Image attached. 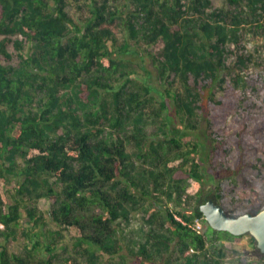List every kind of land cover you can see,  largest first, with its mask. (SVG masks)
I'll return each instance as SVG.
<instances>
[{
  "label": "trees",
  "instance_id": "1",
  "mask_svg": "<svg viewBox=\"0 0 264 264\" xmlns=\"http://www.w3.org/2000/svg\"><path fill=\"white\" fill-rule=\"evenodd\" d=\"M225 3L0 0V264H219L236 237L198 233L199 206L264 209V60L246 48L264 0ZM138 213L127 254L118 222Z\"/></svg>",
  "mask_w": 264,
  "mask_h": 264
},
{
  "label": "rangeland",
  "instance_id": "2",
  "mask_svg": "<svg viewBox=\"0 0 264 264\" xmlns=\"http://www.w3.org/2000/svg\"><path fill=\"white\" fill-rule=\"evenodd\" d=\"M213 6L219 7V8H226L225 0H211ZM2 37H0L1 40ZM246 48L250 51H254L256 55H258L260 58L264 60V38L259 35H252L248 34L246 38ZM8 50L12 52V49L10 46H8ZM24 54L26 51L23 52ZM12 62L16 60V58H12ZM149 58L146 56V61H148ZM229 60L227 59V62ZM147 67L153 70V68L150 66V62L148 61L146 63ZM137 69V68H136ZM254 70L253 67H249L247 70H244L241 75L242 78L239 80V83L236 85L238 90H244L248 87V84L246 83L248 74H251ZM138 73L140 70H136ZM155 74V73H154ZM152 84L157 89L159 84L157 82V79L153 76L151 79ZM212 122H221L225 123L227 133L233 134L235 131L239 129L238 123L232 119H230L229 115L224 116H217L211 119ZM201 127L203 128L205 126L204 119L201 121ZM158 124V123H157ZM193 139L203 141L205 142V139L202 137V132H196L194 133ZM206 148H201L200 157H203L204 160L207 159V156L204 155ZM206 167L207 164H205ZM209 174L213 177V180L209 179V176L207 175V188L211 189L216 184H224L227 180L230 182H233L232 179H228L225 177H221V174H217L214 172L208 171ZM38 208L45 211L49 207V202L46 198H40L37 202ZM120 225V233L119 235V241L121 242L123 252L129 254V251L132 249L133 251H136L138 246L142 244L144 241V233L147 230V225L145 224L142 215L140 213L135 214L130 217L128 221H122L119 222ZM207 230V223L200 222V233H204ZM249 235L239 236L236 238H233L231 240L226 239H220L218 241L219 244L222 245L223 250V258L219 262V264H241L242 261L246 264H262L260 259L253 254H251V244L248 238ZM132 259H134V256L132 255ZM202 260V255L200 256L199 261ZM264 261V260H263ZM132 263V262H131ZM264 263V262H263Z\"/></svg>",
  "mask_w": 264,
  "mask_h": 264
},
{
  "label": "water",
  "instance_id": "3",
  "mask_svg": "<svg viewBox=\"0 0 264 264\" xmlns=\"http://www.w3.org/2000/svg\"><path fill=\"white\" fill-rule=\"evenodd\" d=\"M207 225L215 231L226 232L232 236H251L256 248L264 255V209L252 215L244 213L239 216H230L222 207L212 200H207L199 206Z\"/></svg>",
  "mask_w": 264,
  "mask_h": 264
},
{
  "label": "built area",
  "instance_id": "4",
  "mask_svg": "<svg viewBox=\"0 0 264 264\" xmlns=\"http://www.w3.org/2000/svg\"><path fill=\"white\" fill-rule=\"evenodd\" d=\"M194 229H195L198 233H200V222H195V224H194Z\"/></svg>",
  "mask_w": 264,
  "mask_h": 264
}]
</instances>
